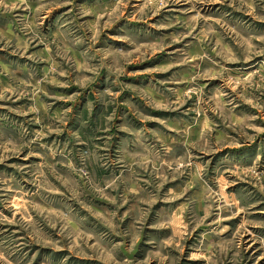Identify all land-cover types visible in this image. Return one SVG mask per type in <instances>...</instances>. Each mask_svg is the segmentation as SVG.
<instances>
[{"label":"rangeland","instance_id":"1","mask_svg":"<svg viewBox=\"0 0 264 264\" xmlns=\"http://www.w3.org/2000/svg\"><path fill=\"white\" fill-rule=\"evenodd\" d=\"M0 264H264V0H0Z\"/></svg>","mask_w":264,"mask_h":264}]
</instances>
